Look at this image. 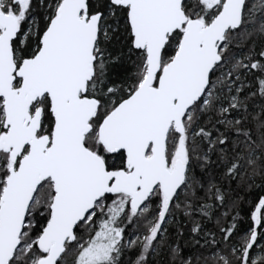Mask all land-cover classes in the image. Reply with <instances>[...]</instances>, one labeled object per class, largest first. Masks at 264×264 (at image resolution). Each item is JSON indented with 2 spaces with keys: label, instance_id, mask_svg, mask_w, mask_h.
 <instances>
[{
  "label": "snow or ice",
  "instance_id": "1",
  "mask_svg": "<svg viewBox=\"0 0 264 264\" xmlns=\"http://www.w3.org/2000/svg\"><path fill=\"white\" fill-rule=\"evenodd\" d=\"M0 264H264V0H0Z\"/></svg>",
  "mask_w": 264,
  "mask_h": 264
}]
</instances>
